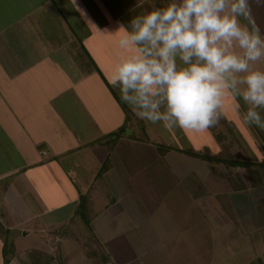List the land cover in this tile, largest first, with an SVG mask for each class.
I'll return each instance as SVG.
<instances>
[{"label": "crops", "instance_id": "obj_1", "mask_svg": "<svg viewBox=\"0 0 264 264\" xmlns=\"http://www.w3.org/2000/svg\"><path fill=\"white\" fill-rule=\"evenodd\" d=\"M116 1L150 7L147 0ZM165 3L157 0V6ZM106 4L115 5L114 0H0V264H112L120 261L115 257H128L129 245L139 257L153 252L152 239L141 231L153 209L137 195L131 163L116 158L121 138L111 147L106 143V135L123 125L121 116L113 128L105 125L107 91L93 69L92 80L88 74L74 81L64 67H77L82 56L97 67V49H106L104 33L88 24L105 20ZM251 9L254 27L264 32V3L252 0ZM114 42L108 45L113 48ZM89 99L96 112L89 111ZM245 170L258 183V171ZM191 187V207L208 224L199 217L167 224L160 257H169L164 249L169 245L204 246L208 252L192 257H205L198 264H216L211 246L215 251L231 244L239 225L220 219L198 181ZM168 198L178 213L188 197L181 190ZM249 258V264L261 261ZM177 260L184 264V257Z\"/></svg>", "mask_w": 264, "mask_h": 264}, {"label": "rangeland", "instance_id": "obj_2", "mask_svg": "<svg viewBox=\"0 0 264 264\" xmlns=\"http://www.w3.org/2000/svg\"><path fill=\"white\" fill-rule=\"evenodd\" d=\"M114 4V6L107 4L101 6L106 15L102 23L88 24L92 31L99 29L104 33L101 37L103 36L102 44L106 49L103 50L102 47L97 49L99 60L95 62L98 68L91 61L88 65L87 58L83 56L79 58L83 61L77 63V67L74 64L68 69L67 64L64 65L67 69L66 74L71 73L74 81L80 78L86 79L88 74L92 80L93 74H90V71L93 69L105 84L107 92L102 96L106 104V107H103L105 125H111L113 128L120 120V116L123 124L106 135V143L111 144L114 138L115 141L121 138V145L115 148L116 158L121 161H118L119 163H123L125 159L131 163L128 164V170L132 182L136 185L137 195L144 202L145 208L147 204L153 209V213L147 215L146 224L141 229L143 234H148L149 242L152 239L153 247L150 248H153V252L150 257L137 256L133 247L129 245L128 257H115V260L120 258V261L117 263L114 261L112 264H180L177 263L178 257H184V264L203 263L205 257L192 256L198 251L202 254L208 252L207 247L204 246L169 245L164 248L169 253V257H160L163 253L161 242L168 237L167 224L177 222V218L181 220L180 223L198 217L199 222L207 221L203 214L194 211L191 207L189 189L197 181L217 210L220 219L232 225H239L238 228L236 227L239 236L234 238L231 244L217 245L215 251L211 246V253H215V263L220 264L219 261H225L229 262L228 264H249L253 262L249 257H261V261H254V264H264V130L254 125L243 124L233 111L234 102L231 98H226L224 101L219 123L201 132L178 127L166 129L159 123L151 124L140 120L120 100L118 90L110 83L111 69L124 53H121L115 42L113 48L108 45L109 40L116 41L119 33L113 35L108 33L114 32L119 24L127 26L130 18L143 12L144 7L120 6L116 0ZM130 9L132 12L128 14ZM52 57L57 58V55L54 54ZM59 57L64 58L65 55ZM254 67L264 70V59L257 62ZM88 90L94 93L91 87H88ZM92 101L93 99L88 100L89 107H87L90 112H96ZM114 103L117 108L112 106ZM241 104L242 108L245 107L242 101ZM98 121H103L100 115ZM129 131L133 132L131 137L127 134ZM206 155L213 159L204 160L203 157ZM215 158L219 162H214ZM225 159L239 162L240 165L234 163L228 166L222 162ZM220 168H225L232 178L228 180ZM245 169L249 172L258 171V183L248 179L251 173L248 176ZM234 173L237 179L234 178ZM181 180H185V185ZM181 190L185 191L189 199H184L185 204L179 207L176 213L175 208L169 205L170 199H166V195L171 191ZM186 239L184 236L181 240L186 241Z\"/></svg>", "mask_w": 264, "mask_h": 264}, {"label": "clouds", "instance_id": "obj_3", "mask_svg": "<svg viewBox=\"0 0 264 264\" xmlns=\"http://www.w3.org/2000/svg\"><path fill=\"white\" fill-rule=\"evenodd\" d=\"M251 2L147 0L127 26L106 32L119 33L124 53L110 76L120 100L140 120L201 132L219 123L231 98L243 124L264 130V70L254 67L264 59V32Z\"/></svg>", "mask_w": 264, "mask_h": 264}, {"label": "trees", "instance_id": "obj_4", "mask_svg": "<svg viewBox=\"0 0 264 264\" xmlns=\"http://www.w3.org/2000/svg\"><path fill=\"white\" fill-rule=\"evenodd\" d=\"M121 132V131H120ZM219 158V157H218ZM203 159L204 160H211V159H213L211 156H209V155H206V156H204L203 157ZM218 159L217 158H215L214 159V162H219V161H221L220 160V158H219V161H217ZM222 162H224L226 165H228L229 166V164H234V163H236V164H239V162H235V161H232V160H227V159H225V161H222ZM240 165V164H239Z\"/></svg>", "mask_w": 264, "mask_h": 264}, {"label": "water", "instance_id": "obj_5", "mask_svg": "<svg viewBox=\"0 0 264 264\" xmlns=\"http://www.w3.org/2000/svg\"><path fill=\"white\" fill-rule=\"evenodd\" d=\"M127 134H130L129 132Z\"/></svg>", "mask_w": 264, "mask_h": 264}]
</instances>
